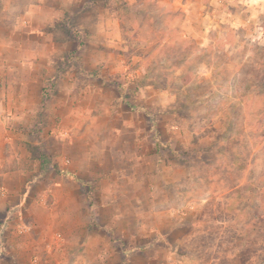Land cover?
Masks as SVG:
<instances>
[{
	"label": "rangeland",
	"instance_id": "1",
	"mask_svg": "<svg viewBox=\"0 0 264 264\" xmlns=\"http://www.w3.org/2000/svg\"><path fill=\"white\" fill-rule=\"evenodd\" d=\"M184 1L37 0L0 51V192L18 170L22 207L88 204L162 264H264V0Z\"/></svg>",
	"mask_w": 264,
	"mask_h": 264
},
{
	"label": "crops",
	"instance_id": "2",
	"mask_svg": "<svg viewBox=\"0 0 264 264\" xmlns=\"http://www.w3.org/2000/svg\"><path fill=\"white\" fill-rule=\"evenodd\" d=\"M189 2L195 1L186 0L185 3L189 5ZM21 4L22 0H0V21L8 24L7 32L0 33V51L22 50L19 36L37 35L36 30L30 28L31 19L36 17L37 0H23V8ZM22 27L29 28L22 30ZM14 36H17L16 40ZM1 65L2 67L12 66L4 59ZM10 107L8 101L6 102L5 92L0 87V114L11 111ZM1 167L2 164H0V186H5L4 180L10 173ZM11 173L16 175L19 181L18 186L21 188L14 192L7 189L6 192H0V221H3L8 214L12 218L15 210L18 209L28 212L26 219L22 216L21 221L16 219L5 221L6 227L0 228V264H162V260L165 259L160 251L148 249V246L145 247L146 249L136 248L132 238L125 233L118 239L112 236L111 230L108 229L111 227L109 224H102L104 222H98L96 218L92 220L86 213L88 204L80 205V210L77 206H73L72 211L77 212L76 219L70 220H65L63 217L57 219L56 210L42 203H30L22 207L20 204L22 194L25 193L26 196L29 192L27 190L26 193V181L18 170L12 169ZM13 196V202H4V198ZM114 217L110 216L109 221H116ZM17 224L20 225L16 226ZM14 227L15 230H10ZM38 228L42 230L46 228L48 232L38 234ZM103 232H106V236L102 235ZM143 243L148 242L144 239V241L141 240L142 245ZM79 245L80 251L75 252ZM194 257L199 258L198 255ZM166 258L170 259L172 256L168 254Z\"/></svg>",
	"mask_w": 264,
	"mask_h": 264
}]
</instances>
